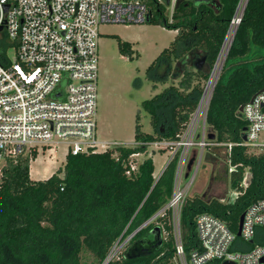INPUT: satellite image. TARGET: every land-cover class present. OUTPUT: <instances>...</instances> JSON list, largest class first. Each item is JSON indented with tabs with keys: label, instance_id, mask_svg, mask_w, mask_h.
<instances>
[{
	"label": "trees",
	"instance_id": "obj_1",
	"mask_svg": "<svg viewBox=\"0 0 264 264\" xmlns=\"http://www.w3.org/2000/svg\"><path fill=\"white\" fill-rule=\"evenodd\" d=\"M161 1L144 0L152 15L147 24L177 34L146 69V75L153 83L165 84L168 78L176 85L141 103L152 133L141 130L137 114L136 146L68 155L64 168L42 181L29 176L36 152L31 158L10 161L0 183V264H177L170 212L148 222L171 198L178 156L171 159L157 180L152 159L144 160L130 175L126 173L128 162L131 155L146 152L145 146L137 144L179 139L199 104L240 0H178L172 23ZM119 48L122 53H132L127 43H120ZM262 93L264 0H248L205 120L210 129L209 143L234 144L225 155L232 167L230 187L237 197L232 203L198 196L185 199L180 230L187 256L200 247L195 228L200 215H212L236 233L248 206L264 199V150L250 154L238 145L247 128L240 109ZM246 171L250 181L243 187ZM155 227L161 230V245L145 252L147 243L154 239L151 231ZM131 234L123 253L108 261L113 245ZM252 247L247 244L244 248Z\"/></svg>",
	"mask_w": 264,
	"mask_h": 264
},
{
	"label": "built area",
	"instance_id": "obj_2",
	"mask_svg": "<svg viewBox=\"0 0 264 264\" xmlns=\"http://www.w3.org/2000/svg\"><path fill=\"white\" fill-rule=\"evenodd\" d=\"M177 2L169 0V23H172ZM245 3L246 0L239 1L221 54L179 139L137 144L146 149L165 150L171 156L168 163L178 156L171 198L148 223L170 212L179 264H221L224 261L264 264V199L245 210L240 236H237L238 230L233 233L218 218L200 215L195 223L200 247L188 256L180 230L181 209L203 150L218 146L228 155L234 146L209 143V132L206 133L204 124L212 88L220 74L222 50L241 21ZM151 17L144 0H0V183L10 161L24 156L31 158L33 152L52 154L64 146L67 157L124 147L97 138L99 28L146 24ZM8 50L14 51L12 59ZM207 91L209 98L205 101ZM241 113L247 122V130L246 140L238 145L248 151L264 150V93L255 96ZM199 126L200 134L197 133ZM195 147L199 148L200 154L195 156L187 174L191 150ZM136 155L139 154L131 155L129 162ZM129 162L127 175L137 170ZM183 177L188 178L185 186L181 185ZM249 181L250 177L244 176L241 185L246 187ZM221 201L225 202V199ZM236 241L240 244L236 245ZM247 244L253 247L245 250Z\"/></svg>",
	"mask_w": 264,
	"mask_h": 264
},
{
	"label": "rangeland",
	"instance_id": "obj_3",
	"mask_svg": "<svg viewBox=\"0 0 264 264\" xmlns=\"http://www.w3.org/2000/svg\"><path fill=\"white\" fill-rule=\"evenodd\" d=\"M167 13L169 15L168 9ZM176 34L177 31L147 23L129 26L104 25L99 28L96 113L99 141L120 143L125 147L136 146L134 144V128L137 114L140 116L141 130L148 134L152 133L149 116L141 110V103L151 99L169 85H176V81L171 82L167 78L165 84L153 83L148 79L146 69L164 49L169 47ZM229 42L230 38L227 46ZM120 43H127L131 46V55L128 52L122 53L120 51ZM8 56L12 59L14 51L8 50ZM153 85L156 86L155 89H153ZM204 127L206 133L210 132L206 123ZM198 131L197 133L200 134L201 126H199ZM262 151L248 152L258 154ZM199 154L198 147L191 150L192 157L199 156ZM148 158L153 161V177L157 179L171 156L165 150H155L151 147L145 153L131 158L129 163L138 168L139 164ZM65 160L66 150L64 146H60L59 150L52 154L39 152L36 160L31 162L30 179L33 181L48 179L53 173L64 168ZM194 168L195 166L189 177ZM231 170L232 167L227 161L224 149L205 148L186 198L198 196L206 200L219 198L225 199L229 203L234 202L237 193L230 187L229 174ZM245 177H250L248 171H246ZM187 181L188 178L183 177L181 185L185 186ZM129 237L113 245L108 261L118 258L123 253L126 248L124 244L129 240ZM232 251L234 252L235 248ZM177 264H179L178 260Z\"/></svg>",
	"mask_w": 264,
	"mask_h": 264
},
{
	"label": "water",
	"instance_id": "obj_4",
	"mask_svg": "<svg viewBox=\"0 0 264 264\" xmlns=\"http://www.w3.org/2000/svg\"><path fill=\"white\" fill-rule=\"evenodd\" d=\"M164 1V3H165V5L166 6H168L169 5V0H163ZM191 1H193V2H209V1H211V0H191ZM247 2H248V0H246V3H245V5H244V7H243V10H242V14H243V12H244V10H245V7H246V4H247ZM238 9V8H237ZM236 15V14H235ZM236 30H237V27H236V29L234 30V32H233V34H232V36H231V39H230V42H229V44H228V47H227V50H226V52H225V55L223 56V60H222V63H221V65H220V68H219V72H220V70H221V68H222V65H223V63H224V60H225V58H226V55H227V52H228V50H229V47H230V45H231V42H232V40H233V38H234V35H235V33H236ZM226 40V39H225ZM225 43V42H224ZM220 54H221V52H220ZM220 54H219V56H220ZM215 86V85H214ZM214 86H213V88H212V91H213V89H214ZM252 101V100H251ZM240 112H242V108L240 109ZM247 130V128H245L244 129V134H243V136H242V140L243 141H245L246 140V135H245V131ZM211 139H213L214 138V135H210L209 136ZM194 160H195V157L193 156L190 160H189V162H188V164H187V167H186V170H187V174H188V172L191 170V167H192V165H193V163H194ZM165 169V168H164ZM164 169L162 170V172L164 171ZM162 172H161V174H162ZM160 174V175H161ZM187 174H186V176H187ZM160 175L158 176V178L160 177ZM157 178V179H158ZM156 179V180H157ZM243 216L244 215H241V217H240V219H239V226H238V232H237V236H240V228H241V225H242V221H243ZM151 235L153 236V241L151 242V243H147V247H149V248H145V252H149V251H151V250H154L155 248H157L158 246H160L161 245V230H160V228L159 227H155L152 231H151ZM120 242V239L116 242V243H119ZM144 249V248H143ZM221 264H235V263H233V262H231V261H224L223 263H221Z\"/></svg>",
	"mask_w": 264,
	"mask_h": 264
},
{
	"label": "bare ground",
	"instance_id": "obj_5",
	"mask_svg": "<svg viewBox=\"0 0 264 264\" xmlns=\"http://www.w3.org/2000/svg\"><path fill=\"white\" fill-rule=\"evenodd\" d=\"M228 41H229V38L227 39V42H226V44H225V46H224V48H223V50H222V57H223V55H224V53H225V51H226ZM220 63H221V61L218 63L217 70H218V68H219ZM217 70L215 71V74H216ZM206 95H207V96H206V98H205V101L209 98V92H208V91H207V94H206ZM205 101H204V102H205Z\"/></svg>",
	"mask_w": 264,
	"mask_h": 264
},
{
	"label": "crops",
	"instance_id": "obj_6",
	"mask_svg": "<svg viewBox=\"0 0 264 264\" xmlns=\"http://www.w3.org/2000/svg\"><path fill=\"white\" fill-rule=\"evenodd\" d=\"M35 160H36V159H35ZM35 160H34V161H35ZM31 162H33V161H31ZM30 165H31V163H30ZM29 172H30V168H29ZM161 172H162V171H161ZM53 174H54V173H53ZM160 174H161V173H160ZM160 174H159V175H160ZM31 180H32V179H31ZM45 180H46V179H45Z\"/></svg>",
	"mask_w": 264,
	"mask_h": 264
}]
</instances>
